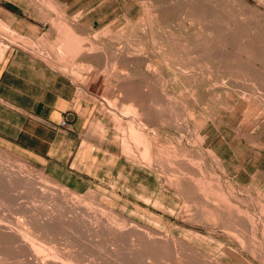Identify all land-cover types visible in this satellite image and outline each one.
<instances>
[{
    "label": "rangeland",
    "instance_id": "rangeland-1",
    "mask_svg": "<svg viewBox=\"0 0 264 264\" xmlns=\"http://www.w3.org/2000/svg\"><path fill=\"white\" fill-rule=\"evenodd\" d=\"M112 2L96 30L53 47L19 33L3 6L53 23L50 0H0V58L33 52L95 108L88 190L0 145V182L15 187H0L13 196L0 227L21 234L3 238L17 244L0 264H264V0Z\"/></svg>",
    "mask_w": 264,
    "mask_h": 264
},
{
    "label": "crops",
    "instance_id": "crops-1",
    "mask_svg": "<svg viewBox=\"0 0 264 264\" xmlns=\"http://www.w3.org/2000/svg\"><path fill=\"white\" fill-rule=\"evenodd\" d=\"M111 1L50 0L53 23L34 14L22 17L11 6H3L19 33L32 39L44 37L55 47L69 33L86 37L88 24L96 30L104 21L103 8ZM80 87L29 50L12 49L0 58V145L23 151L46 175L74 191L88 190L95 181L91 170L95 154L87 153V145L93 144L83 136L86 119L95 108L79 98ZM138 136L132 133L140 147ZM150 149L140 148L146 160L151 158Z\"/></svg>",
    "mask_w": 264,
    "mask_h": 264
},
{
    "label": "bare ground",
    "instance_id": "bare-ground-1",
    "mask_svg": "<svg viewBox=\"0 0 264 264\" xmlns=\"http://www.w3.org/2000/svg\"><path fill=\"white\" fill-rule=\"evenodd\" d=\"M151 91V90H150ZM135 92V91H134ZM138 107H140L139 105H138ZM165 107V106H164ZM139 120V119H138ZM145 122V121H144ZM133 131V130H132ZM131 135V134H130ZM135 135V134H134ZM133 135V136H134ZM137 137V136H136ZM131 138V137H130ZM138 138H139V136H138ZM134 139V138H133ZM132 141V140H131ZM134 141H136V139L134 140ZM138 141H139V139H138ZM136 143V142H135ZM137 143H139V142H137ZM137 143H136V145H137ZM141 144V143H140ZM139 145V144H138ZM136 148V147H135ZM142 149H144V148H142ZM147 150V149H146ZM142 151V150H141ZM144 151V150H143ZM160 152V151H159ZM143 153V152H142ZM146 153H148V152H146ZM149 153H150V151H149ZM148 153V154H149ZM151 154V153H150ZM164 154V153H163ZM142 155V154H141ZM165 155V154H164ZM142 156H144V154L142 155ZM146 156V155H145ZM147 157V156H146ZM149 158V157H148ZM148 158H147V160H148ZM156 158V157H155ZM187 158V157H186ZM173 159V158H172ZM176 159H178V158H176ZM175 160V159H174ZM183 160V159H182ZM171 162H172V160H171ZM177 162V161H176ZM176 162L174 163V164H176ZM170 164V163H169ZM168 164V165H169ZM190 164V163H189ZM183 165V164H182ZM162 169H163V167H162ZM178 172H179V170H178ZM2 179V181L0 182V187H2V188H9V189H11L12 191H14L13 189H15V187L13 186V185H11L9 182L7 183V184H5L4 183V181L6 180L5 178H1ZM205 179V178H204ZM10 181V180H9ZM201 181V180H200ZM209 181V180H208ZM217 183V182H216ZM176 185V184H175ZM221 190V189H220ZM193 192V191H192ZM216 192V191H215ZM196 193V192H195ZM200 193H202V192H200ZM203 194V193H202ZM205 194H206V192H205ZM195 195V194H194ZM210 196V195H209ZM8 198H12L13 196L12 195H9V196H7ZM8 198H0V206H2L3 204H5V202L6 201H9V199ZM205 198V197H204ZM206 199V198H205ZM33 200V199H32ZM35 200V199H34ZM208 200H211V199H207V201ZM41 201V200H40ZM205 201V200H204ZM227 201V200H226ZM206 202V201H205ZM204 202V203H205ZM209 202V201H208ZM215 202H216V200H215ZM43 204V203H42ZM46 205V204H45ZM215 205V204H214ZM231 205V204H230ZM264 205V204H263ZM213 206V205H212ZM221 206V205H220ZM26 207V206H25ZM217 208H218V205L216 206ZM224 207V206H223ZM1 208V207H0ZM50 208V207H49ZM14 210H15V207H14ZM221 210L222 209H220V211H219V213L221 212ZM36 211V210H35ZM223 211V210H222ZM0 213L1 214H4V211H2V210H0ZM15 213H17V211H15ZM30 216H28L26 213H25V215L23 214V215H21L22 216V218L25 220V223L27 224L26 226L27 227H23V230L25 231V235L27 236V235H29V236H33V230H34V226L31 224V223H33L32 222V214H31V212H27ZM57 213V212H56ZM237 213H238V211H237ZM35 214H37V213H35ZM13 216H15V215H13ZM241 216V215H240ZM16 217H18V215L16 216ZM15 217V218H16ZM18 218H20V217H18ZM17 218V219H18ZM236 219V218H235ZM48 220V219H47ZM65 220V219H64ZM18 221V220H17ZM19 221H20V219H19ZM35 221H36V219H35ZM48 221H50V220H48ZM73 221V220H72ZM237 221V220H236ZM95 222V221H94ZM3 223V222H2ZM19 225V224H18ZM101 225V224H100ZM0 226H2V225H0ZM106 226V225H105ZM98 227V226H97ZM9 226L7 227V228H4V227H0V258H7L6 257V255H5V253H4V251H6V252H8V251H12L13 249H15V245L17 244V243H14V242H11V241H8V242H5L6 240H8V238H6V240L5 241H3V238H5V237H9V236H11V237H15V238H18V236H21V234L19 233V231H17L16 229H11V231H9ZM66 228V227H65ZM23 230H22V232H23ZM113 230V229H112ZM72 231V230H71ZM44 232V231H43ZM73 232V231H72ZM80 232V231H79ZM39 234V233H38ZM232 235H234V234H232ZM251 236V235H250ZM39 237H40V235H39ZM24 238V237H23ZM72 238V237H71ZM240 239V238H239ZM19 240V239H18ZM103 240V239H102ZM59 241V240H58ZM19 242V241H18ZM32 242H35V240L33 241V239H32ZM20 243V242H19ZM18 243V244H19ZM23 243V242H22ZM22 243H20V244H22ZM40 243V242H39ZM24 244L25 245H22L21 246V248L22 247H24L25 248V246H27L28 247V244H26V242H24ZM42 245V244H41ZM54 245V244H53ZM142 245V244H141ZM37 246V245H36ZM36 246H34V247H36ZM44 246V245H43ZM19 247H20V245H19ZM26 247V248H27ZM40 247V246H39ZM42 248V247H41ZM50 249V248H49ZM68 249H70V248H68ZM27 250H29V249H27ZM27 250H24L23 252L24 253H27L26 251ZM34 250V249H33ZM39 250V249H38ZM51 250V249H50ZM63 250V249H62ZM18 251V250H17ZM19 251H21V250H19ZM70 251V250H69ZM40 252V251H39ZM42 252V251H41ZM40 252V253H41ZM44 252V251H43ZM42 252V253H43ZM51 252H52V250H51ZM53 252H56V251H53ZM71 252V251H70ZM29 254H31L30 252L28 253V255H27V257L29 256ZM45 254V253H44ZM70 254V253H69ZM13 255V253L11 252V256ZM39 255V254H38ZM32 256V255H31ZM30 257V256H29ZM49 257V256H48ZM46 258V257H42V258H37V260L39 261V264H52L53 263V260H50L49 258ZM21 258H19V260H20ZM150 260H151V258H150ZM24 261V260H23ZM149 261V260H148ZM37 262V261H36ZM35 262V264H37ZM21 263V262H20ZM19 263V264H20ZM33 263H34V261H33ZM87 263V262H86ZM27 264V263H26ZM56 264V263H55ZM85 264V263H84Z\"/></svg>",
    "mask_w": 264,
    "mask_h": 264
},
{
    "label": "built area",
    "instance_id": "built-area-1",
    "mask_svg": "<svg viewBox=\"0 0 264 264\" xmlns=\"http://www.w3.org/2000/svg\"><path fill=\"white\" fill-rule=\"evenodd\" d=\"M78 92L80 94V90H78ZM67 124H68V121L66 119H64L62 122V126L65 127V126H67Z\"/></svg>",
    "mask_w": 264,
    "mask_h": 264
}]
</instances>
